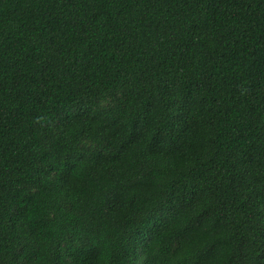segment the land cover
I'll list each match as a JSON object with an SVG mask.
<instances>
[{
  "label": "trees",
  "instance_id": "trees-1",
  "mask_svg": "<svg viewBox=\"0 0 264 264\" xmlns=\"http://www.w3.org/2000/svg\"><path fill=\"white\" fill-rule=\"evenodd\" d=\"M0 264H264V0H0Z\"/></svg>",
  "mask_w": 264,
  "mask_h": 264
}]
</instances>
